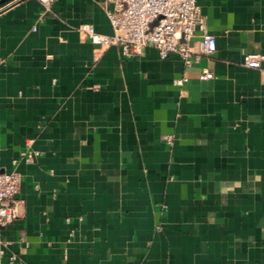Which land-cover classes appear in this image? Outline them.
Segmentation results:
<instances>
[{
  "label": "crops",
  "instance_id": "obj_1",
  "mask_svg": "<svg viewBox=\"0 0 264 264\" xmlns=\"http://www.w3.org/2000/svg\"><path fill=\"white\" fill-rule=\"evenodd\" d=\"M197 2L216 48L186 66L93 43L103 0H0V167L40 151L5 264H264V0Z\"/></svg>",
  "mask_w": 264,
  "mask_h": 264
},
{
  "label": "built area",
  "instance_id": "obj_2",
  "mask_svg": "<svg viewBox=\"0 0 264 264\" xmlns=\"http://www.w3.org/2000/svg\"><path fill=\"white\" fill-rule=\"evenodd\" d=\"M46 5L50 0H42ZM106 15L113 32L105 34L95 29L91 23H83L81 29L87 32L93 43L118 45L125 56L139 55L147 45H152L161 57L169 53L181 56L186 66L192 59L211 54L216 48L215 36L206 27L205 16L197 0H103ZM197 37V47L192 41ZM257 53H246L243 63L250 67L260 66ZM213 76L212 71L202 68L201 79ZM187 77H179L175 82L182 84ZM55 82V79H52ZM167 142L172 136L166 135ZM40 153L31 147V139H26L19 157L13 158V167L5 170L0 167V228L18 216L15 198L20 185V175L15 165L19 159L32 161ZM69 220L68 217L65 218ZM5 242L0 237V264H5ZM17 254L11 252L6 262L16 261Z\"/></svg>",
  "mask_w": 264,
  "mask_h": 264
}]
</instances>
